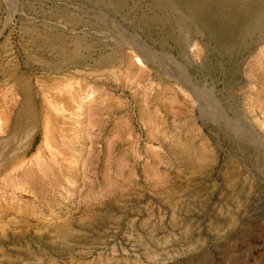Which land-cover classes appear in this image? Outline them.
I'll use <instances>...</instances> for the list:
<instances>
[{
    "label": "rangeland",
    "instance_id": "rangeland-1",
    "mask_svg": "<svg viewBox=\"0 0 264 264\" xmlns=\"http://www.w3.org/2000/svg\"><path fill=\"white\" fill-rule=\"evenodd\" d=\"M173 10L0 0V264H264L263 36Z\"/></svg>",
    "mask_w": 264,
    "mask_h": 264
},
{
    "label": "bare ground",
    "instance_id": "bare-ground-1",
    "mask_svg": "<svg viewBox=\"0 0 264 264\" xmlns=\"http://www.w3.org/2000/svg\"><path fill=\"white\" fill-rule=\"evenodd\" d=\"M154 2H156L157 5H159L160 7L164 8V9H170L171 8V9H174L173 10L174 12L175 11L176 12L177 11L185 12L186 11L187 14L185 16L177 15V16H174V17H172L169 14H165V16L160 17V18H152L151 19L152 22L161 23L164 26H166L167 23H171L172 22V23L177 24L178 27H180L182 30H184V32L187 31L188 33L191 34L192 30L190 29V25L192 24L193 20H196V19L197 20H202V18L206 19L207 17L204 18L206 13L207 14H208V12L211 13V11L213 13L214 10L218 9V11H222V14H224L223 15L224 17L222 19L224 21H226V23L231 25V27H230L232 29L231 32L233 34H239V35H237V37H239L240 41L242 40L240 38V36L241 37L242 36L243 37H250L251 34H253L254 31H257L258 34L262 35L263 36V41H264V27L259 24L262 21L259 22V20H257V19L255 21L250 19L253 15L252 16L249 15L248 11H247L249 6H250V4H251V2H252V0H154ZM256 3L264 4V0H253V5H256ZM250 11H251V9H250ZM216 12H217V10H216ZM253 12L256 13V10L253 11ZM218 13L221 14L220 12H218ZM213 14H216V13L214 12ZM222 14L220 16H222ZM257 14H258V12H257ZM206 16L210 17L209 15H206ZM220 20H221V18H220ZM143 21H144L143 23H148L149 22V20L146 21V19H144ZM206 21H208V19ZM223 27H225V26H223ZM232 33H231V35H232ZM254 33H256V32H254ZM228 35H229V33H228ZM231 35H229V36H231ZM133 39L136 40L137 38L134 37ZM177 39H178V41L180 43H182V45L185 44V39H184V35L183 34L180 37H178ZM235 39H236V37H235ZM239 39H237V40H239ZM123 44H125L126 47H131V46L133 48L135 47V45H134L135 43H133L132 40L130 41V39H126V42H123ZM123 44H122V47H124ZM140 44H141V41H140ZM140 46L142 48L141 52H143V54H149V56L151 55V51H150L151 48L146 46L145 43H144V45H140ZM122 47H120V48H122ZM240 47H241V45H240ZM222 51H225V50L223 49Z\"/></svg>",
    "mask_w": 264,
    "mask_h": 264
}]
</instances>
